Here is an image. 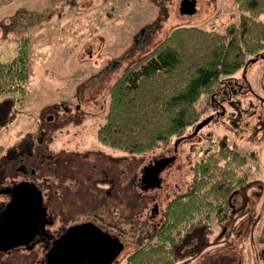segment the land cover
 Listing matches in <instances>:
<instances>
[{"label":"rangeland","instance_id":"rangeland-1","mask_svg":"<svg viewBox=\"0 0 264 264\" xmlns=\"http://www.w3.org/2000/svg\"><path fill=\"white\" fill-rule=\"evenodd\" d=\"M180 2L0 0V60L4 63L3 70L17 54V39L21 36L27 37L29 58L28 91L25 97L14 94L16 100L21 99L16 103V119L8 130L0 131V141H11L15 136L22 137L28 132L39 135L45 127L42 124L38 129L39 124L47 120L48 113L54 112L53 104L60 105V115H73L68 118L71 121L65 120L53 134L49 150L63 148L62 156L78 158L88 152L89 160L85 162H91L94 156L98 161H106L110 175L99 176L94 188L88 183L77 191L76 184L82 178V171L73 169L75 159L66 162L64 169L67 177L62 179L65 183L62 197L69 205L66 211H69L70 217L64 224L90 220L116 238L118 235L123 241V249L117 257V264H125L126 255L148 241L145 238L151 237L154 226L164 219L168 201L175 192L172 177H169L172 167L161 173L160 187L139 190L136 185L141 167L153 158L168 153L173 138L188 132L197 120L205 116L209 112L206 111L209 104L182 132L174 133L144 150H132L105 143L98 136V130L106 122L111 85L130 60L148 51L173 27L195 25L223 31L227 24L237 23L240 18L241 11L235 0H195L191 12H181ZM19 8L21 11H17ZM255 12L258 19L264 20V11L259 9ZM0 81L5 87L9 84V79L1 78ZM64 104L67 106L64 107ZM232 111L228 107L226 115ZM75 113L79 114V118L74 117ZM127 116L115 117L116 134L124 128V124L128 125L124 132L139 138L145 135L142 132H150L154 128L152 122L147 127H135L140 123L135 122L133 114ZM35 119L40 120H37L36 126H31V121L34 123ZM215 130L231 140L235 139L230 126L221 131L220 126L215 124ZM46 139L44 137L43 142ZM48 172L54 173L51 170ZM178 173V181H182L184 170ZM102 176L110 178V184L101 180ZM52 180L54 184L59 182L54 176ZM123 189H127L126 193ZM71 196H77L74 207L68 202ZM77 202L79 206H76ZM153 203L157 205L158 214L151 218L149 212ZM93 204L96 206L90 208ZM195 216H200V213ZM236 249H239L236 254L241 261L245 262L246 257H250L247 249H241V246Z\"/></svg>","mask_w":264,"mask_h":264},{"label":"flooded vegetation","instance_id":"flooded-vegetation-1","mask_svg":"<svg viewBox=\"0 0 264 264\" xmlns=\"http://www.w3.org/2000/svg\"><path fill=\"white\" fill-rule=\"evenodd\" d=\"M23 38H18L17 43ZM11 82L9 79V85ZM9 85L0 87V105L3 104L0 131L8 130L15 122L16 103L21 101L9 93ZM59 107L52 105L54 112L48 113L47 120L39 124L38 129L42 124L45 126L39 135L28 132L11 141H0V264H51L54 249L52 252L50 249L55 241L71 225L86 222L64 224L70 217L66 211L69 205L62 197L66 162L75 159L73 169L82 171L77 191L88 183L94 188L99 176L110 175L106 161H98L94 156V160L85 162L89 160L88 152L86 158L85 154L81 155L84 158H78L62 156L63 148L49 150L53 134L65 120L71 121L68 119L71 115L59 114ZM228 107L233 111L226 115ZM207 110L209 112L195 120L188 132L175 134L168 153L141 167L136 187L145 191L160 187L161 173L172 167L169 177H172L175 192L165 209V217L168 209L172 221L179 224L173 228L169 243L172 264H264V45L248 53L234 71L222 76L211 94ZM76 116L79 118L78 113ZM204 119L208 120L195 129ZM37 120L40 119H35L34 123L32 120L30 125L36 126ZM211 123L213 128L205 130ZM215 124L221 131L230 126L235 139L216 132ZM44 137H47L45 142ZM162 157H170V160L159 173L160 185L143 189L140 181L144 166ZM238 157L242 158L240 165ZM179 170H184L182 181H178ZM53 176L58 183L52 182ZM103 176L101 180L110 184L111 179ZM126 191L123 189L124 193ZM76 197L68 200L71 207ZM149 213L151 218L158 214L156 203L150 206ZM197 213L200 216L196 217ZM117 238L123 244L118 235ZM148 239L147 236L145 240ZM237 246L250 252L245 262L237 258ZM56 248L54 264H63L67 246L58 242ZM119 253L108 264H117ZM72 259L70 256L68 263Z\"/></svg>","mask_w":264,"mask_h":264},{"label":"trees","instance_id":"trees-1","mask_svg":"<svg viewBox=\"0 0 264 264\" xmlns=\"http://www.w3.org/2000/svg\"><path fill=\"white\" fill-rule=\"evenodd\" d=\"M235 1L241 11L239 21L227 24L223 31L178 25L148 51L130 60L110 87L106 122L98 130L101 141L144 150L182 132L204 112L222 76L264 45V20L258 19L255 12L264 11V0ZM18 44L17 54L6 69L0 60V79L12 81L9 93L25 97L29 78L27 37ZM129 114L140 123L135 127H147L152 122L153 130H145L141 138L134 137L124 132L128 126L124 124L116 134L115 117L128 118ZM240 159L238 165L242 163ZM177 225L167 209L164 221L147 242L130 252L125 264H172L169 243Z\"/></svg>","mask_w":264,"mask_h":264},{"label":"water","instance_id":"water-1","mask_svg":"<svg viewBox=\"0 0 264 264\" xmlns=\"http://www.w3.org/2000/svg\"><path fill=\"white\" fill-rule=\"evenodd\" d=\"M195 0H181L180 11L191 12L194 7ZM208 119L202 120L197 124L196 128L203 125ZM170 157H162L155 160L154 163L144 166V171L141 176V184L143 189H148L160 185L159 173L163 167L169 162ZM40 210H37L39 213ZM35 213V212H34ZM4 236V234H1ZM67 250L63 264H108L122 249V243L118 238L111 236L108 232L103 231L93 222H81L71 225L67 231L57 239ZM57 240L50 249L54 253L51 259V264L57 261ZM72 247L73 253H72ZM73 257L68 263V258Z\"/></svg>","mask_w":264,"mask_h":264}]
</instances>
